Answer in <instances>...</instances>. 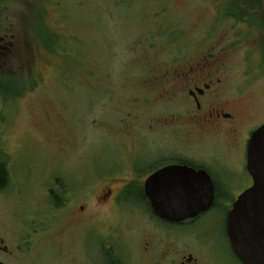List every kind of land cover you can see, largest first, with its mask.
Listing matches in <instances>:
<instances>
[{
  "label": "rangeland",
  "instance_id": "1",
  "mask_svg": "<svg viewBox=\"0 0 264 264\" xmlns=\"http://www.w3.org/2000/svg\"><path fill=\"white\" fill-rule=\"evenodd\" d=\"M263 12L264 0H0V35L18 40L12 59L23 94L5 139L17 144L30 135L40 149L20 157V173L0 193V230L14 235L9 244L24 251L23 264H149L138 247L151 235L147 214L118 213L99 199L101 167L139 149L143 161L171 155L179 137L186 155L227 151L238 169L228 177V197L250 185L228 136L189 134V100L173 70L200 59L224 65L220 100L230 101L241 133L260 125ZM164 74L175 81L160 83ZM13 92L0 83L5 117L13 111L2 101ZM130 178L127 171L111 186ZM50 191L65 209H53ZM131 203L128 196L120 205ZM228 264L240 263L228 253Z\"/></svg>",
  "mask_w": 264,
  "mask_h": 264
},
{
  "label": "flooded vegetation",
  "instance_id": "2",
  "mask_svg": "<svg viewBox=\"0 0 264 264\" xmlns=\"http://www.w3.org/2000/svg\"><path fill=\"white\" fill-rule=\"evenodd\" d=\"M262 19L264 22V12ZM17 45L18 40L15 35H0V83L5 84L7 89L14 91L12 98L7 97V100L2 101L5 108L10 107V110L13 111L12 115L10 112L8 117H5L3 113L0 114L2 121L0 123V193L10 187L11 176L14 171L20 173L19 168H17L20 157L34 155L35 152L40 151L38 149L39 144L37 145L36 140L32 139L30 135L17 144H10L9 140L5 139L9 126L15 123L19 110L18 101L23 95L17 89L15 90L17 88L15 83L19 81L16 78V73L19 72L20 66L17 64V70H14L15 62L12 58ZM224 67V65H217L211 60L200 59L194 64H184L173 70V73L185 89L187 100H189L186 106L189 107L188 112L184 113L188 116L193 127L189 134L211 139L221 138L223 135L228 136L233 149L239 151L243 160L241 169L244 167L248 174L246 169L247 145L253 132L261 127L264 122L241 133L236 111L231 108L230 101L220 100L225 91L222 81ZM17 76L21 77L23 74L20 75L19 73ZM34 76L38 78L37 75ZM171 81H175V79H172L170 74H164L160 83ZM172 97H179V95L175 93ZM176 120L174 121L176 122ZM169 124L173 125V123ZM176 125H182V122ZM173 141L177 144L176 148L173 149L174 154H147L143 161L141 156L136 153L144 149H139L128 160L119 157L101 167V170L107 173L103 180L105 182H102V184L105 183V186L101 191L102 194L100 193L101 205L110 204L118 213L124 210L138 209L147 214V223L151 235L149 240L141 241L138 247L142 257L149 259V264H228V253L229 257L242 264L235 255L227 234V218L237 198L252 186L251 177L248 174L251 180L248 187L237 192L236 195L232 194L229 198L228 192L232 186H228V177L236 175L238 169L234 168L233 164L228 165V162L234 159H228L227 151L223 155L217 153L203 157L186 155L180 138L177 137ZM16 158L17 160H15ZM168 167L186 168L195 172L204 171L209 176L214 189V198L213 203L206 211L192 219L178 222H170L154 213L152 202L147 194L157 195L159 198L165 193H177L182 188L183 180L181 178L183 176L179 175L166 176L146 187V182L151 176ZM127 171L131 178L123 180L121 186L114 191L113 186H111L112 183H120L117 178H123ZM20 186L19 181L13 183L14 191L20 193ZM65 193L66 195L69 194V192ZM128 196L129 199H132V207H122L120 202L126 200ZM50 200L54 210L61 211L67 207L64 202L58 201L55 191H50ZM67 203L70 204V200H67ZM85 209V206L79 207V211ZM219 212L222 213L221 219L220 216L216 219L213 218L215 215H219ZM123 222L121 230L128 225V222ZM116 240L118 242V239ZM11 241L16 243L14 235L11 232L7 235L5 230L4 232L0 230V264H23L24 251L17 244H9ZM115 262L120 264L119 261Z\"/></svg>",
  "mask_w": 264,
  "mask_h": 264
},
{
  "label": "water",
  "instance_id": "3",
  "mask_svg": "<svg viewBox=\"0 0 264 264\" xmlns=\"http://www.w3.org/2000/svg\"><path fill=\"white\" fill-rule=\"evenodd\" d=\"M246 169L252 186L233 204L227 218V234L242 264H264V124L253 132L248 142ZM172 175L183 176L182 188L177 193H165L159 198L147 194L158 217L170 222L183 221L211 206L214 189L204 171L168 167L151 176L146 187Z\"/></svg>",
  "mask_w": 264,
  "mask_h": 264
},
{
  "label": "trees",
  "instance_id": "4",
  "mask_svg": "<svg viewBox=\"0 0 264 264\" xmlns=\"http://www.w3.org/2000/svg\"><path fill=\"white\" fill-rule=\"evenodd\" d=\"M47 39V38H46Z\"/></svg>",
  "mask_w": 264,
  "mask_h": 264
}]
</instances>
